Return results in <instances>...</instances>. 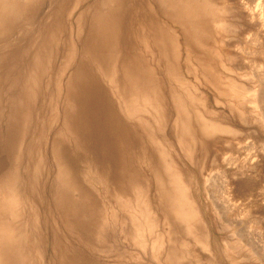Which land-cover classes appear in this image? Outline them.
<instances>
[{"label": "rangeland", "instance_id": "1", "mask_svg": "<svg viewBox=\"0 0 264 264\" xmlns=\"http://www.w3.org/2000/svg\"><path fill=\"white\" fill-rule=\"evenodd\" d=\"M107 1L0 0V264H163L173 240L156 254L145 234L161 155L209 239L180 261L264 264V0H185L190 16L163 32L168 64L146 56L157 82L134 120L96 63L107 9L125 1L118 34L136 40L130 1Z\"/></svg>", "mask_w": 264, "mask_h": 264}, {"label": "bare ground", "instance_id": "2", "mask_svg": "<svg viewBox=\"0 0 264 264\" xmlns=\"http://www.w3.org/2000/svg\"><path fill=\"white\" fill-rule=\"evenodd\" d=\"M128 1H130V18H128L131 22H135V42L133 40L130 41L132 37L126 38L125 41H121L122 38L119 37L120 35L118 34L121 31L120 28H118L120 21H117L116 19H119L120 13L122 14L123 4L125 3V1L122 2L121 0L122 5L121 9L119 11L117 10L118 12H113L111 9H107L104 15L101 14V16L97 18L100 32V35H98L100 36V39L96 43V46H99L97 50H100L101 55L98 56L96 53L95 54L98 56L96 57V63L99 67L98 69L104 78L107 79V82L110 86V91L116 99L119 110L121 112L123 111V113L134 120L140 114L138 104L139 98L141 99V102L146 94L149 98V95H152L150 93V89L153 87L155 82H157L154 71H152L153 69L149 65L150 63L153 64V61L150 59L146 60L147 54L154 59L155 53H157L160 61L161 59L163 60L165 58V61L168 64L166 53L161 51L162 49L166 51L168 47L167 41L164 42L167 37L164 36L163 32H167L166 28H168L173 19L176 18V14L180 15L181 17H186L190 16V11L188 12V6H186L185 0ZM107 4L112 6L117 4V0H108ZM193 21H195V19H193ZM184 34L186 36L187 33ZM90 35L92 36V34ZM86 37L89 38L90 36ZM170 47H172V45H170ZM128 98L130 99L128 100ZM196 112L198 111L196 110ZM178 121L181 124L179 126V124L176 123V128L178 129L177 133H179V142L184 145L192 144L194 142V133L192 131V127L185 121H182L181 123V118H179ZM205 126L206 124H202V127L200 128L201 132L199 131V133L201 135L203 134V136L204 134L206 135L208 133L205 132V130H207L209 126ZM128 141L131 142L130 139H128ZM156 154L157 156H160V154ZM163 157L164 156L161 155L163 161H159V163L162 164L163 178L159 177L158 173L154 174V176L157 178L156 187L159 197L156 199H158L157 202L159 203V208L155 212V223L152 222L150 225L146 224L149 228L145 234L147 233L151 239V242L153 243V249L156 250V254H159L161 248L164 245L163 242L169 243L173 240V244L167 247L165 250L163 264H183L180 261L181 256L179 249L184 250L185 247H189L191 245L192 247L196 246L200 247L202 250H205L204 247L207 243V240L209 239L205 225L199 217L197 208L191 201L192 199L189 194L188 187L179 175L180 172L178 171V173L174 171V163L172 161L163 159ZM131 222L134 223L135 220H132ZM132 225L133 228H130L127 231L125 238L126 241H128L131 245L136 246L139 244V228H141V226L139 227L137 224ZM142 229L146 231V228ZM192 254L198 259H204L200 251H193ZM202 264H210V259H204Z\"/></svg>", "mask_w": 264, "mask_h": 264}]
</instances>
